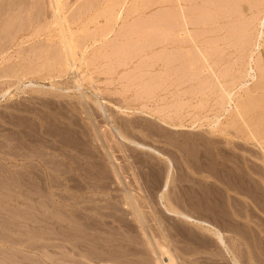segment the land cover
<instances>
[{
  "label": "rangeland",
  "instance_id": "obj_1",
  "mask_svg": "<svg viewBox=\"0 0 264 264\" xmlns=\"http://www.w3.org/2000/svg\"><path fill=\"white\" fill-rule=\"evenodd\" d=\"M195 1L201 12L190 8L198 9L194 0H55L61 17L58 23V11L52 12L50 0H0V264H113L120 254V259L132 261L117 259L121 263L116 264H264V233L259 231L264 222L258 217L264 215L251 197L225 190L206 169H197L212 156L219 158L222 149L237 153L238 158L248 152L245 147L252 154L263 153L259 142L264 140V124L245 126L234 111L239 101L248 103L254 96L264 100V0ZM214 3L223 7L216 8ZM220 9L226 15L215 17L220 23L212 24L214 15L223 16ZM188 18L200 26L193 27L196 22ZM203 19L207 21L199 22ZM215 27L220 29L217 34ZM60 30L72 49L73 66L63 60ZM213 36L222 37L221 42L213 41ZM209 49L216 53L212 58ZM247 54L257 59L253 80L249 76L253 60ZM254 83L259 92L249 94L246 89H254ZM223 88L231 90L230 104L225 102ZM234 144H239L237 148L242 144L244 153ZM249 153L246 157L257 161L256 154ZM42 156L76 162L78 170L69 171L73 176L67 172L75 179L70 181L74 186L66 191L57 185L66 172L48 168L55 182L49 190L41 172L44 167L39 166ZM36 170L40 180L33 177ZM33 179L37 186L43 185L37 187L41 199L46 200L44 193H52L55 201L50 206H61L64 195L78 194L84 205H76L82 221L90 217L95 222L94 232L90 231L98 239H110L114 246L126 244L118 250L108 240L111 244L104 247L101 240L102 245L98 241L101 246L92 250L107 252L110 247L113 254L127 250L128 245L133 252L125 255L128 248L125 254L116 253L111 263L106 259L110 251L102 257L97 250L84 253L93 245L86 238L84 247L83 238L62 239L64 209L60 212L57 207L60 216H48V209L47 217L31 213L36 194L26 184ZM97 200L105 210L98 209ZM172 204L198 221L169 212L166 207ZM208 207L213 214L206 211ZM45 217L59 223L47 227L42 224ZM74 219L82 227L81 219ZM199 220L219 229L225 244L213 227ZM105 225L107 230L111 227L109 231ZM149 234L159 256L145 244ZM96 256L102 258L101 262L96 259L100 263L95 262Z\"/></svg>",
  "mask_w": 264,
  "mask_h": 264
},
{
  "label": "bare ground",
  "instance_id": "obj_2",
  "mask_svg": "<svg viewBox=\"0 0 264 264\" xmlns=\"http://www.w3.org/2000/svg\"><path fill=\"white\" fill-rule=\"evenodd\" d=\"M116 1V0H115ZM118 1V0H117ZM198 1V0H197ZM220 1V0H219ZM224 1V0H223ZM194 4H196V6H198L197 5V3H196V1L194 0ZM229 3L231 2V1H228ZM204 3H205V0H204ZM217 3V2H216ZM216 3H214V4H216ZM221 3H223V2H221ZM227 3V2H226ZM229 3H227L228 4V6H230L229 5ZM12 4V3H11ZM50 4L52 5V12H53V10L55 11V12H57L58 11V7H57V4H56V2H55V0H50ZM200 4V3H199ZM202 4V3H201ZM214 4L212 5L213 6V9H215V6H217L216 8H219V6L220 5H222V4H220V3H218L219 4V6H218V4H216L215 6H214ZM234 4V3H233ZM35 5V4H34ZM9 6V5H8ZM13 6V5H12ZM207 6V5H206ZM232 6V5H231ZM4 7V6H3ZM182 8H183V6H181ZM194 7V9L196 10L195 11V13H198V12H201V9H199L200 7H201V5L200 6H198V9H197V7H195V6H190V8L192 9ZM209 7V6H208ZM221 7H223V5L221 6ZM203 8H205V6H203ZM209 8H211V7H209ZM209 8H208V10H209ZM233 8H234V6H233ZM236 8V7H235ZM4 9V8H3ZM113 9V8H112ZM227 9V8H226ZM186 10H188L187 8H186ZM204 10H206V9H204ZM208 10H206V12H209ZM229 10V9H228ZM228 10L226 11L227 13H228ZM235 10V9H234ZM218 11H220L221 12V9L220 10H218ZM224 11V10H223ZM236 11L237 10H235V13H236ZM54 12V13H55ZM206 12L204 13V14H206ZM215 12H217L216 10H215ZM220 12L219 13H217V14H219L220 15ZM230 12V11H229ZM232 12V11H231ZM53 13V14H54ZM209 13H212V12H209ZM209 13H207V14H209ZM221 13H223V16L221 15V17H218L217 15H214V14H212V16L214 17H212L211 15H209V18L211 17V18H213L214 19V21L212 22V24H214L215 23V25H216V23H220L219 21L220 20H217V19H215V17H217V18H222V17H224V12H221ZM233 13V12H232ZM232 13L231 14H229V16H231L232 15ZM260 13V12H259ZM226 15V14H225ZM206 16V18L208 19V15H205ZM190 17L192 18V16L190 15ZM236 17H238V15L236 16ZM235 17V18H236ZM210 18V19H211ZM56 19H57V22L58 23H60V20H61V17L59 16V11L57 12V15H56ZM213 19H211V20H213ZM233 19V18H232ZM237 19V18H236ZM188 20H190L189 18H188ZM193 19H191L190 21H192ZM202 20V19H201ZM203 20H205V19H203ZM185 21V20H184ZM194 22H196V20L194 19L193 20ZM207 20H205V21H199V22H206ZM3 22V21H2ZM187 22V21H186ZM11 23V22H10ZM227 23V22H226ZM235 23V22H234ZM6 24V23H5ZM194 24V25H193ZM192 25H193V27L196 25V26H200V23L198 24L197 22L196 23H193ZM244 24H246V23H244ZM247 24H251V22H249V23H247ZM185 25V24H184ZM190 25H191V23H190ZM191 25V26H192ZM211 25V24H210ZM187 26H188V23H187ZM202 26V25H201ZM205 26V25H204ZM204 26H202V27H204ZM208 25H206V27H207ZM223 26V23L219 26L220 27V29H221V31H222V27ZM244 26V25H243ZM243 26H241V27H243ZM246 26H248V25H246ZM6 27V26H5ZM8 27V26H7ZM6 27V28H7ZM184 27V26H183ZM205 27V28H206ZM211 27V26H210ZM209 27V28H210ZM212 27H213V25H212ZM218 27V26H217ZM218 27V28H219ZM224 27V26H223ZM233 27V26H232ZM235 28H237V27H235ZM244 28H245V26H244ZM246 28H248V27H246ZM212 29V28H211ZM216 31H215V34H217L219 31H220V29H219V31H218V29H216V27L214 28ZM239 29V28H238ZM253 29V28H252ZM159 30V29H158ZM189 30V29H188ZM193 30V29H192ZM195 30H197V29H195ZM213 30V29H212ZM233 30V29H232ZM231 30V33L232 32H235L236 33V31H232ZM237 30V29H236ZM254 30V29H253ZM7 31V30H6ZM61 31V30H60ZM254 31H256V30H254ZM189 32H190V30H189ZM193 32V31H192ZM196 32V31H195ZM239 32H241V31H239ZM238 32V33H239ZM182 33H184V32H182ZM188 33V32H187ZM213 33H214V31H213ZM227 33H230V31L229 32H227ZM227 33H225V35L223 36V37H225L226 36V34ZM235 33H233V35L235 36L236 34ZM164 34V33H163ZM220 34V33H219ZM244 33H242V35H243ZM248 34V33H247ZM232 35V34H231ZM246 35V34H245ZM164 36V35H163ZM230 35L228 34V36L227 37H225V39L226 38H228V39H226V40H229V38H231V36L229 37ZM238 37L240 36L241 37V35L240 34H238L237 35ZM238 38V40H240L241 38ZM217 38V39H216ZM216 38H214V36H213V38H211L213 41H214V39H215V41L217 40L218 42H221V38L222 37H220V36H216ZM236 38V37H235ZM249 38V34H248V37H244V43H243V41H242V43L244 44V46H245V43H246V39H248ZM220 41H219V40ZM166 40V39H165ZM223 40V39H222ZM226 40H225V42H226ZM235 40V39H234ZM238 40H236L237 42H238ZM251 41V40H250ZM256 41V40H255ZM254 41V42H255ZM225 42H223V43H225ZM235 42V41H234ZM222 43V44H223ZM227 43V42H226ZM241 43V44H242ZM247 43H248V41H247ZM252 43V42H251ZM61 44H63L62 45V47H63V49H64V52H63V60L65 61V62H67V65H71V66H73L74 65V63H73V57H72V49H71V47H70V45H69V43H68V40H67V37H66V35L61 31ZM229 44H230V42H229ZM228 44V45H229ZM238 44V43H237ZM240 44V43H239ZM224 45V44H223ZM232 45H236V44H232ZM249 45H251V44H249ZM257 46H258V44H256ZM221 46V45H220ZM225 46L227 47V45L225 44ZM231 46V45H230ZM230 46L229 47H227V48H230ZM234 46H231L232 48L234 47ZM243 46V47H244ZM254 46V45H253ZM225 47V48H226ZM248 47H250V46H248ZM216 48H218L217 46H216ZM254 48V47H253ZM214 49V48H213ZM221 50H223L224 48H220ZM234 49H235V47H234ZM241 49H242V47H241ZM241 49H238L237 51H239V50H241ZM252 49V48H251ZM210 50V49H209ZM218 50H219V48H218ZM248 50V49H247ZM208 51V50H207ZM212 50H210L209 52H210V54L212 53L211 52ZM216 52H217V50H215ZM224 51H225V49H224ZM252 51V50H251ZM209 52L208 53H206V54H208L209 55ZM226 52V51H225ZM231 52V51H230ZM249 52V51H248ZM248 52H244V53H248ZM222 53H223V51H222ZM222 53H220V55H222ZM233 53V52H232ZM235 53V52H234ZM243 53V54H244ZM254 53V52H253ZM214 54H216L215 52H214ZM213 54V55H214ZM230 54V53H229ZM235 54H237V53H235ZM208 55H206V57L208 56ZM212 55V54H211ZM211 55H209L211 58L212 57H214L213 55L211 56ZM219 55V56H220ZM228 55V54H227ZM226 55V56H227ZM238 55V54H237ZM242 55V54H241ZM248 55V57L250 56L251 57V55H249V54H247ZM247 55H245V56H247ZM254 55V54H253ZM233 56V55H232ZM245 56H242L243 58L245 57ZM218 57V56H217ZM228 57H229V55H228ZM221 58V57H220ZM246 58V57H245ZM209 59V57L206 59V60H208ZM222 59V58H221ZM235 60H237V58L235 59ZM239 60H240V58H239ZM251 60H253L252 62H250ZM218 61V60H217ZM216 61V62H217ZM220 61V60H219ZM250 69L251 70H253V74H251L252 73V71H251V73L249 72V76H251V78H252V80H253V78H255V75H256V64H257V59H252V57H251V59H250ZM212 62V61H211ZM233 62H234V60H233ZM232 62V65L234 64ZM240 62V61H239ZM259 62V61H258ZM214 63H215V61H214ZM218 63V62H217ZM217 63L215 64V66H216V68L219 66H217ZM231 63V62H230ZM244 63V62H243ZM66 64V63H65ZM247 64V63H246ZM209 65H211V64H209ZM213 65L214 64H212L211 66L213 67ZM259 65V64H258ZM239 66V65H238ZM237 66V67H238ZM244 66H246V65H244ZM211 67V68H212ZM248 67V66H247ZM264 67V66H263ZM222 68V67H221ZM234 68V67H233ZM244 68V67H243ZM246 68V67H245ZM244 68V69H245ZM259 69H260V67H259ZM211 71H212V73L213 74H215V71L216 70H213V68L212 69H210ZM249 70V69H248ZM263 71V70H262ZM220 72H221V70H220ZM234 72H236V71H234ZM211 73V72H210ZM222 73H223V71H222ZM222 73H221V76H222ZM219 74V73H218ZM211 75V74H210ZM216 75V74H215ZM224 75V74H223ZM217 77H218V75H216ZM231 76V75H230ZM262 76V75H261ZM215 77V76H214ZM226 77V76H225ZM248 77V76H247ZM211 78H213V77H211ZM246 78V77H245ZM219 79H220V76H219ZM234 79H236V78H234ZM261 79V78H260ZM211 80V79H210ZM219 81V80H218ZM222 81V80H221ZM230 82H231V80H230ZM242 82V81H241ZM233 82H231V84H232ZM239 83V82H238ZM256 83V82H255ZM254 83V85L252 86V87H254V89H255V91H254V89H252V88H250V89H246V90H248V93L249 92H251V93H258L259 92V90L258 89H260V88H258V87H256L257 85V83L255 84ZM211 84V83H210ZM224 84V83H223ZM244 84V83H243ZM218 85V84H217ZM222 85V84H221ZM239 85V84H238ZM241 85V84H240ZM259 85H260V83H259ZM258 85V86H259ZM263 85V84H262ZM262 85H260V86H262ZM214 86H216V84H214ZM244 86V85H243ZM263 87H264V85H263ZM235 89V88H234ZM220 91V90H219ZM223 91L224 92H227V97L228 98H226L225 99V102H226V104L228 103V104H230V102L232 101V98H230V96H231V94H230V92H231V90H226V89H224L223 88ZM234 91V90H233ZM233 91H232V94H233ZM240 92V91H239ZM245 93V92H244ZM250 94V93H249ZM236 97H238V95H236ZM255 97V96H254ZM253 97V98H254ZM258 97V96H257ZM257 97H256V99L254 98H252V96H250V98H252V99H250V101L248 102V103H240V101L239 102H237V104H236V106H235V108H238V111L237 110H235L234 112L236 113H234L235 115H237L239 118H241L242 119V121H243V124H245V126H246V124H264V100H258L259 98H262V97H258V99H257ZM220 98V97H219ZM221 99V98H220ZM239 100V99H238ZM242 100H244L245 101V98H243ZM241 100V101H242ZM221 101V100H220ZM233 103V102H232ZM217 104H219V103H217ZM224 104V102L222 103V105ZM234 105V104H233ZM226 107H227V105H226ZM231 108V107H230ZM255 108H257V109H255ZM259 108L261 109V111H259ZM229 109V108H228ZM252 109H255V110H253L252 111ZM232 110H234V109H232ZM226 113V112H225ZM232 113V112H231ZM256 113V114H255ZM237 116H234L233 118H237ZM240 120V119H239ZM238 120V121H239ZM227 121H230V120H227ZM231 121H232V119H231ZM236 122H237V120H236ZM234 123H235V121H234ZM238 123V122H237ZM236 124V123H235ZM242 124V123H241ZM256 126L257 127V129H258V127L259 128H261L260 126ZM248 126H250V125H248ZM244 127V126H243ZM253 127H255V126H252V128ZM247 128L248 129H250L249 127H246V131H248L247 130ZM242 130V129H241ZM244 130H245V128H244ZM254 130V129H253ZM252 130H249L248 132H251ZM255 131H256V128H255ZM264 131V130H263ZM245 132V131H244ZM252 133V132H251ZM254 133V132H253ZM261 133H262V131H261ZM260 133V134H261ZM264 133V132H263ZM262 133V134H263ZM248 135V134H247ZM252 135H254V134H252ZM251 135V136H252ZM256 135H257V131H256ZM245 136V135H244ZM249 137H250V133H249V135H248ZM261 136V135H260ZM259 136V137H260ZM253 137L254 136H252V138L251 139H253ZM258 137V136H257ZM256 137V138H257ZM258 137V138H259ZM263 138V137H262ZM264 139V138H263ZM246 140V139H245ZM132 143L134 142V143H136L135 141H132V140H130ZM249 141H251V140H249ZM253 142V141H252ZM257 142H259V141H257ZM247 143V142H246ZM242 144H243V142H242ZM242 144H240V147H241V145ZM259 144L261 145V148H262V154H259V153H254V154H256L255 156H256V159H257V161H254V160H251L252 159V157L250 158V159H248L247 157H246V155H247V153H249L250 152V149L248 148L247 149V147H245L244 145V147L246 148V150L248 151L247 153H245L246 155H244V156H242V157H239L238 158V156H236V155H238L237 153H229V152H227V151H223L222 152V150H221V155H220V157L219 158H214V156H212V158L207 162V163H202V164H200V167L199 168H197V169H206L209 173H210V175L212 176V178L214 179V180H216L217 182H219L220 184H222L223 185V187H225V190H230V191H236V192H239V193H241V194H245L246 196H249V198L251 197V199H252V203L257 207V209L264 215V140H261V142H259ZM237 145V144H236ZM255 145V144H254ZM259 145V146H260ZM234 146H235V144H234ZM238 146H239V144H238ZM238 146H235L236 147V149H239V148H237ZM256 146V145H255ZM218 148V147H217ZM242 148V147H241ZM245 148H242V151H243V149H245ZM257 148V147H256ZM251 150H253V149H251ZM217 151H220V150H218L217 149ZM232 150L230 149V152H231ZM254 152L256 151L255 149L253 150ZM246 152V151H245ZM257 152V151H256ZM243 153H244V151H243ZM211 154H213V153H211ZM236 154V155H235ZM249 154H251V155H253L254 156V154H252L251 152L249 153ZM250 155V156H251ZM254 158V157H253ZM78 164L76 163V162H74V165H73V163H66V162H62V160H60L59 158H58V160L57 159H55V158H50V157H43L42 156V159L39 161V166H41V167H44L43 169H41L42 171V173H43V177H44V183H45V186L50 190V188L51 187H53V185L55 184V182H54V180H53V178H51L50 177V175H51V172L49 171V170H47L48 168L50 169V168H53L54 170H60V171H62V172H64V174H65V172H66V174H65V176L63 177V178H65L64 179V181L62 180V182L61 181H59V182H57V185H59V186H63L65 189H66V191L67 190H69V188L68 187H70V186H74V184H72V185H70V181H72V180H75V179H72V177L71 176H69V174L72 172V169H75V170H78V168H79V165L77 166ZM94 165V164H93ZM61 166H63V167H61ZM71 167H73V168H71ZM91 167H92V165H91ZM94 167V166H93ZM96 168V167H95ZM91 169V168H90ZM94 169V168H93ZM69 171H71V172H69ZM94 171H95V169H94ZM206 171V172H207ZM67 172L69 173L68 175H67ZM93 172V171H92ZM70 175H72V174H70ZM93 175V173L91 174V176ZM95 175V174H94ZM93 175V176H94ZM73 176V175H72ZM33 177H36L38 180H40V177L41 176H39V172H38V170H36V171H34V174H33ZM35 179V178H34ZM34 179L32 180V181H29L26 185H27V187L28 188H30L35 194H36V196L33 198V203H32V205H31V208H30V210H31V213H33V215L34 216H39V217H43L44 215L46 216V212H48V211H50V212H48L47 213V215L48 216H60V212H63V211H61L62 209H64L65 211V214H66V212H67V214H66V216H67V218H62L61 217V219H63V223H65V226H64V230L63 231H60L61 232V237H62V239H66V240H72V239H76V237H79V238H83V242H80V244H82V243H84L85 241H84V238H86L88 241V243L87 244H93L92 245V248H91V250L89 249H87V248H84V253H86V252H91V251H94V250H97V251H95L96 253H98V249H94V250H92L93 248H99V247H96V245L97 246H101L102 245V241H104L106 244H104V247H107L109 244H111V243H109V244H107L108 242L106 241V240H108L109 242H112V245L113 244H115L113 241H110V239H107L106 238V240L104 239H98L99 237H97V236H95V234H96V232H95V234L94 233H92V231H93V227H94V225H95V222H92V220L91 221H89V219H90V217H89V219H85L86 221L85 222H83L82 220H84L83 218H81L80 216H81V212H80V210L79 209H81V208H77L76 207V205L77 204H80V200L78 199V198H80V196H78V194H74V195H68V196H66V195H62L63 196V198H62V200H61V202L63 201V203H62V205L60 206V204L59 203H57L55 206H50L48 203L49 202H51V201H55V200H53V195H52V193L49 195L48 194V192H47V195H46V193H44V195L46 196V200H43V199H41L42 198V195H39L38 193H39V190L37 189V187L39 186V187H41V188H43V185H42V183H40V184H38V186H37V184H36V182L34 181ZM37 179H35V180H37ZM37 180V181H38ZM78 180V179H77ZM54 183V184H53ZM215 183V182H214ZM214 183L212 182V183H208V188L210 187V189H213L214 188ZM21 185H25V184H23V183H20ZM216 185V184H215ZM76 186H77V184H76ZM81 187H83V186H81ZM167 187H168V182H166L164 185H163V187H162V191H161V193H160V196H159V198H160V200L162 201V198H163V195H164V193H165V191L167 190ZM71 188V187H70ZM78 188H80V187H78ZM84 188V187H83ZM83 188H82V190H83ZM90 188H93L92 186H90ZM95 188V187H94ZM81 190V189H80ZM81 190V191H82ZM209 190V189H208ZM78 191H79V189H78ZM80 191V192H81ZM84 191V190H83ZM212 191V190H211ZM93 192V191H92ZM216 192V191H215ZM224 192V191H223ZM94 193V192H93ZM214 193V192H213ZM213 193H212V195H213ZM226 193V192H225ZM73 194V193H72ZM82 194H84V192L82 193ZM61 196V197H62ZM95 198V197H94ZM61 199V198H60ZM101 199V198H100ZM100 199H98L99 201H102V200H100ZM214 199V198H213ZM94 200V199H93ZM93 200H91V202H92V204H91V202L89 203L92 207H93ZM97 200V201H98ZM211 200H212V198H211ZM85 201V200H84ZM99 201H98V203H99ZM215 201H216V199H215ZM57 202V201H56ZM89 202V201H88ZM103 202V201H102ZM237 202V201H236ZM247 202V201H246ZM85 204H87V200L84 202ZM216 203H218V202H216ZM244 203V202H243ZM100 204V205H99ZM99 204H95L96 206H98V209H100L103 205L101 204V203H99ZM215 203L213 202V204H209V205H214ZM81 205V204H80ZM94 205V206H95ZM217 205V204H216ZM78 206V205H77ZM82 207L84 206V205H81ZM81 206H79V207H81ZM95 206V207H96ZM99 206H100V208H99ZM254 206V207H255ZM57 207H60L61 209L59 210ZM170 207H171V205H170ZM170 207H166L167 208V210H169V212H171V213H173V214H177V215H180V216H182L184 219H187V220H192V221H198L197 219H195L194 217H192L191 215H188V214H186V213H183V212H181L179 209H177L176 207H174V205L172 204V207L170 208ZM210 208H211V206H209ZM208 207V208H209ZM210 208L208 209V210H206L208 213H210ZM213 208V207H212ZM248 208V207H247ZM46 209H48V211L46 210ZM49 209H51V210H49ZM93 209H95V208H93ZM243 209V208H242ZM249 209V208H248ZM45 210H46V212H45ZM56 210H59L58 212L56 211ZM96 211H98L97 209H95ZM101 210V209H100ZM103 210H105V209H103ZM103 210H101V211H103ZM254 211V210H253ZM59 214V215H56L57 213ZM82 212H84V210L82 211ZM100 212V211H99ZM99 212H97V214H100L99 216H102L103 214H102V212L101 213H99ZM108 212V211H107ZM213 212H214V210H213ZM81 213V214H80ZM85 213V212H84ZM106 213V212H105ZM211 213H212V211H211ZM215 213V212H214ZM44 214V215H43ZM64 214V213H63ZM62 213H61V215H63ZM64 214V215H65ZM107 214H111V212L109 213H107ZM213 214V213H212ZM63 215V216H64ZM69 215V216H68ZM84 216H82V217H87V216H85V214H83ZM104 215H106V214H104ZM258 215H260V214H258ZM66 216H64V217H66ZM74 216L75 217H78L79 219H78V221L81 219V221L83 222H81L82 223V227L78 224V222L76 223V220L74 219ZM89 216V215H88ZM112 216V215H111ZM253 216V215H252ZM257 216V214L255 215V217ZM47 217V216H46ZM44 218L46 221H47V223H46V221H44L45 223H42V224H45V226H47L48 227V224L49 223H51V224H54V223H56L57 221L55 220V218ZM110 217V216H109ZM117 217V216H116ZM254 217V216H253ZM261 220H262V222H264V217H262V216H258ZM17 218H19V217H17ZM17 218H15L16 220H17ZM103 218H104V216H103ZM102 218V219H103ZM138 219H139V221L140 222H142V219L139 217V215H138V217H137ZM43 219V220H44ZM92 219V218H91ZM260 219H258V222H260V223H262L261 221H260ZM42 220V221H43ZM100 220V219H99ZM88 221V222H87ZM102 222H103V220H101ZM106 221V220H105ZM199 222H201V223H204V224H207V225H209V226H211V227H213V225L211 224V223H209V222H207V221H205V220H199ZM57 223H59V221L57 222ZM74 223H76V224H78L79 225V227H77L76 229H75V224ZM47 224V225H46ZM103 224V223H102ZM50 225V224H49ZM77 225V226H78ZM108 225H109V223H108ZM108 225H107V227H108ZM259 225V224H258ZM44 226V227H45ZM110 226V225H109ZM263 226V225H262ZM56 227V226H55ZM106 228V225L105 226H103V228ZM46 228V227H45ZM92 228V229H91ZM102 228V227H101ZM100 228V229H101ZM101 229V230H104V229ZM111 227H108V230H107V228H106V231H109V229H110ZM214 228V230L216 231V235H218V238H219V240L223 243V244H225V239H224V237H223V235H222V233L219 231V229H217L215 226L213 227ZM35 229V228H34ZM99 229V228H98ZM97 229V227H96V230H98ZM146 230H148V228H145ZM62 230V229H61ZM90 230H92V231H89ZM95 230V229H94ZM57 231H59V229L57 230ZM100 231V230H99ZM99 231H97V233L99 232ZM113 232L115 231L114 229L112 230ZM257 231V230H256ZM259 231L261 232V233H264V227H260L259 228ZM258 231V232H259ZM32 232H33V230H32ZM63 232V233H62ZM94 232V231H93ZM116 232V231H115ZM114 232V233H115ZM34 234H35V236H37L38 234H36V233H38V232H36L35 230H34V232H33ZM32 233V234H33ZM59 233V232H58ZM111 230H110V232H108V234H110L111 235ZM144 233L145 234H147V231H144ZM260 233V234H261ZM108 234H107V236H108ZM257 234V233H256ZM98 235V234H97ZM115 237H116V233H115V235H114ZM260 236V235H259ZM258 236V237H259ZM101 237V236H100ZM111 237H113L112 235H111ZM147 238H146V241H145V244H146V246H147V248L148 249H150L151 248V250L152 251H154V254H156L157 256H159V254L157 253V251H156V243L152 240V238H151V236H150V234L149 235H147L146 236ZM261 237V236H260ZM259 237V238H260ZM102 238V237H101ZM109 238V237H108ZM119 239V238H118ZM118 239H116L117 240V242H119L118 241ZM121 239V238H120ZM119 239V240H120ZM264 239V238H263ZM80 240V239H79ZM102 240V241H101ZM111 240H114L113 238L111 239ZM260 239H258V241H259ZM67 241V242H68ZM78 241V240H77ZM101 241V245H100V243L99 242ZM122 241H123V239H122ZM121 241V242H122ZM116 242V241H115ZM116 242V243H117ZM120 242V243H121ZM69 243V242H68ZM70 243H72V242H70ZM86 243V242H85ZM98 243H99V245H98ZM87 244H85V246L87 247ZM118 244L119 243H117V246H118ZM145 244H143V246H145ZM83 245V244H82ZM107 245V246H106ZM111 245V246H112ZM121 245H122V247L123 246H125L126 244H123V242L121 243ZM120 245V246H121ZM95 246V247H94ZM117 246H112V247H116V248H119V247H117ZM83 247H84V245H83ZM122 247H120V248H122ZM80 248V247H79ZM108 248H110V247H108ZM108 248H106L107 249V252L108 251H110L109 253H107L106 251H102V252H100L99 251V253H100V255H98V256H101V254L102 255H104L103 253H107V254H112L111 253V251H113V248H110L109 250H108ZM120 248L118 249V250H120ZM128 248H129V250H128ZM132 248V247H131ZM86 249H87V251H86ZM105 249V250H106ZM135 249V248H134ZM99 250H101V249H99ZM102 250H104V249H102ZM117 250V251H118ZM122 250V249H121ZM126 250V249H125ZM124 249L122 250V251H120V252H123L124 253V251H125ZM129 252H128V251ZM127 253L125 254V255H127L128 253L130 254V252H131V250H130V247H128V245H127ZM261 250V249H260ZM116 251V250H115ZM114 251V252H115ZM135 251H137V249L135 250ZM114 252H113V254L111 255V256H109L108 258H106L108 255H106V257L105 256H103V257H105L106 259H109L110 261H111V263H112V260L113 259H111L112 257H114L115 255H116V253H120V252H115V254H114ZM132 252H133V250H132ZM135 253V252H134ZM134 253L132 254L131 253V255H134ZM96 255V254H95ZM114 255V256H113ZM118 256V258L117 259H119V260H121V262H122V260H127V259H120V257H121V254L120 255H117ZM124 255H122V257H123ZM97 257V256H96ZM94 258L95 259V262L97 261V263L99 262V260H100V258L102 257H97V258ZM126 257V256H125ZM86 258V257H85ZM96 259H99V260H96ZM117 259H115V261H113L114 263L116 262V261H118ZM87 260V259H86ZM90 260H92V259H90ZM101 260H102V258H101ZM101 260H100V262H101ZM156 260H159V257H157L156 258ZM85 261V260H84ZM105 261V260H104ZM131 262L132 260H130V259H128V262ZM86 262V261H85ZM94 261H92V262H90V263H93ZM94 262V263H95ZM99 262V263H100ZM106 262V263H105ZM105 262H103V263H105V264H107V261H105ZM118 262H120V261H118ZM120 262V263H121ZM125 262V261H124ZM124 262L122 263V264H124ZM129 262V263H130ZM113 263V264H114ZM140 263V262H139ZM89 264V263H88ZM108 264H110V262L108 263ZM116 264V263H115ZM125 264H126V262H125ZM134 264H137V262H135Z\"/></svg>",
  "mask_w": 264,
  "mask_h": 264
}]
</instances>
